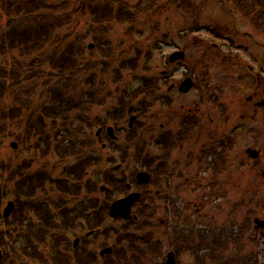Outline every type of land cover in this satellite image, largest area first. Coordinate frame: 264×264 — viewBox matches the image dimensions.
Instances as JSON below:
<instances>
[{"label": "rangeland", "instance_id": "1", "mask_svg": "<svg viewBox=\"0 0 264 264\" xmlns=\"http://www.w3.org/2000/svg\"><path fill=\"white\" fill-rule=\"evenodd\" d=\"M86 1L89 0H48L45 5L47 10L59 17L65 16L60 27L53 26L55 18L50 19L49 24L52 25L50 46L47 45L46 49H40L37 53H35L36 48L31 53L26 48L20 47L9 55L12 58H19L25 65L32 62L33 56L35 59L40 56L38 62L41 63L36 62V66L38 65L36 73L40 69L44 73H42L44 82L49 81V84L47 87H39L36 97L32 94L31 98L25 97L23 100H18L15 96L11 97L12 92L9 90V93L8 88H5V86H15V84L10 85L12 82L10 79L0 84V162L10 158L11 165L21 167V164H25L22 162L25 157L28 162L25 164L28 174L32 177L41 174V181L38 180L36 187L35 184L30 185L28 181L24 190L20 178L13 177V172L10 173L11 180L6 181L4 191L2 183L5 182L0 181V189L3 191L0 197V250L3 259L0 260V264H18L22 260L38 264L35 258L36 252L40 254L45 252L47 255L45 257H48L46 249H49L50 253L52 251L61 253L62 250L67 255V264H105L103 259L106 260L108 257L103 259L100 257V250L104 245L112 247L114 252L121 249L120 256H123L126 262L133 259L135 250L140 264L143 260H146V264H160L158 262L165 259L170 251L176 253L177 264H226L237 251V255L241 253L237 257L239 259L242 258V254L248 256V264H264V236L261 235L264 230L260 225H256L258 226L256 230L254 224L256 219L264 221L262 175L264 172V13H261L264 5L251 8L250 15L245 12L243 17L244 13L243 16L237 15L231 8L226 10L221 7L220 2L223 0H168L167 2L156 0L155 4L158 8H165L177 2V5L181 3L178 8L181 10L177 11L175 5L172 11L165 15L150 17L142 15L140 18L145 23L137 28L132 26L137 25L136 23L128 25L127 21H123L122 18L117 19L114 15L109 18L110 22L99 21L100 15L97 17L89 14L72 16L68 22L69 12L73 13L75 8ZM118 1L96 0V4L99 8L106 6L116 9ZM121 1L124 7L138 2V0ZM183 2L192 4L193 8L183 9ZM194 4L200 7V9L197 7L199 9L197 22L189 14L193 13ZM37 8L38 12L44 9L42 5ZM145 12L151 13L150 10ZM250 22L255 24L251 25ZM32 26L36 25L31 23L29 27ZM151 29L154 30L152 35L149 33ZM192 29L197 30L192 32ZM217 32H220V35ZM125 37L128 40H125ZM148 38L150 40H146ZM135 41L139 45H135L131 51L127 50L128 45ZM65 51L69 52L68 56L70 55L71 59L73 56L80 60L84 67L90 65L88 71L82 72L78 79H72L66 86L59 76H54L57 73L64 74L60 71V66L58 68L56 66L59 57ZM124 51L126 53L117 58V55ZM175 51L185 53L186 65L176 66L169 62L170 55ZM108 54L116 57L117 60H113L112 67H109L112 71L109 74L104 73L105 67H102V64L108 60L105 57ZM6 57L7 53L2 51L0 66L1 61L6 60ZM132 58L141 62L138 66L140 72L126 66ZM148 58L150 62L144 64ZM96 64L99 65L95 66ZM141 75L152 77L156 82L152 91L157 92L148 96L153 100L155 107L149 108L150 112L146 113L145 104V112L137 115L135 130L130 131L128 124L131 113H126L125 110H134L138 107V103L144 104L146 98L144 94L137 98L131 96L135 93L133 90L141 86L138 85L137 79ZM187 77L193 78L195 88L191 92L180 93V84ZM31 83L35 85L34 80ZM31 83L26 82L25 85L33 87ZM47 88L57 90V96L47 92ZM162 94H165V99L161 97ZM257 94L260 96L256 97ZM248 97L252 101H246ZM218 99L219 104H215ZM259 102L262 106L255 107ZM69 104L77 107L71 115ZM220 105L225 109L223 114L220 113L221 108L218 107ZM121 107L124 111L120 110ZM44 109L46 113H43ZM195 110L201 112L203 122L210 123L212 128H209L217 134L210 140H208L209 134L201 136L195 139V142L186 143L188 144L186 148L181 146L178 152L169 153L168 165L170 171L173 170V176L171 174L168 176L169 171L165 170L168 167L162 163L165 155L160 148L166 143L169 144V139L176 137L174 141H178L183 132L186 133V129L179 127L177 122L179 118L187 115L188 111L195 112ZM11 111H14V115L23 118L21 122L24 125L31 127L33 136L29 140H23L25 136L23 131L15 126H13L15 128L10 127L16 122L11 123L8 120L10 127L8 131L6 116ZM167 111L171 114H167ZM152 112L159 113L158 118H153ZM43 114H47L46 135H43L46 142L39 144L41 124L45 117ZM51 115L53 116L50 117ZM225 117L228 125L223 127ZM164 119H168L166 123H169L167 124L169 126L163 125L164 127L161 128L165 123ZM75 120L83 121L75 122ZM69 121L74 124L73 129L80 137L69 136L67 131ZM82 122L88 123V128ZM109 128H112L115 137L113 139L108 133L106 134ZM155 128L154 133L152 130ZM195 130L193 127V131L190 132L194 138ZM170 131L173 132V137L168 134ZM160 133L167 136L165 135L163 139L159 138ZM229 136L232 139L229 143L232 145L227 151ZM81 139L84 143L78 150L80 149L79 152L84 155L74 150L76 146L74 143L79 144L78 140ZM12 143H18L19 149H12ZM62 143L68 146L70 144L74 148L61 147ZM208 144L211 147H207ZM58 149L62 152H58ZM183 150L198 155L201 153L208 155L193 157L189 152L181 153ZM253 150L260 152L259 160H253L252 156H249L250 151ZM30 158L33 163L29 161ZM149 158L152 159L147 167L144 169L140 167L138 161L140 163L143 161L142 164L146 165V160ZM38 166L40 168H37ZM200 167L202 171L197 178L193 172ZM141 170L152 174V182L143 187L133 186L143 198L133 206L131 217L126 220L121 217L110 219V207L125 194L127 184L132 182L136 184L134 180L136 173ZM52 176L64 182L67 179L69 181L68 198L66 194H61V205L60 207L55 205L54 209L49 201L56 202L58 193L54 196L53 193L58 186L56 181H52ZM116 176L124 177L123 185L115 184ZM34 178L38 179L36 176ZM195 179L197 181L193 183ZM108 182L113 183L114 186L109 185ZM102 186L113 190L109 195L106 192L102 193L100 190ZM12 190H19L17 191L19 194L24 191V197L21 198L24 206L22 209L19 208L12 218L5 219L1 208H4L8 201L19 198L16 194L12 195L14 193L11 192ZM253 196L256 199H252ZM37 197L41 198L43 206L33 210V207L25 204ZM67 202L69 209H72L69 210L71 211L69 215L76 218V221L71 219L67 223L60 213ZM82 203L86 208L93 203L97 204L95 209L85 215L89 219L95 218L93 223L107 222L103 224L104 232L108 230V222L113 221L119 225L122 238L124 235L128 237L130 233L135 236L127 240L123 239L121 242L113 239L99 241L98 237L92 236L93 238L83 241L84 252L72 251L70 248L72 241L76 237L81 239L84 231L91 230L85 229L87 223L81 228L82 223L77 220L75 211ZM41 208H48L53 213L52 216L49 215L48 226L55 225V228H51L54 239L46 234L53 247L52 244L49 248L43 247L42 242H47L46 237L43 236L45 241L40 242L38 240L41 236L39 239L34 235L40 228V217L35 213ZM101 208L104 210L102 211ZM55 213L61 220L52 219ZM29 223H32L31 229L27 228ZM192 225L197 226L200 241H197L194 248L184 245L179 252L172 244V240L188 233L186 226ZM58 231L61 236L55 239L57 237L55 233ZM131 239L136 242L132 244ZM239 240L241 251L234 245V242ZM204 242L214 245L215 250L208 245L203 246ZM31 243L33 246L29 247ZM80 254H85L84 259L87 257L90 259L81 261Z\"/></svg>", "mask_w": 264, "mask_h": 264}, {"label": "trees", "instance_id": "2", "mask_svg": "<svg viewBox=\"0 0 264 264\" xmlns=\"http://www.w3.org/2000/svg\"><path fill=\"white\" fill-rule=\"evenodd\" d=\"M145 1H148V2L146 3ZM155 1L156 0H138V2L136 4L124 7L123 2L121 0H119L116 3V9L118 7V9H117L118 11L116 12L115 11L116 9H112L111 7L105 6L104 8H102V7L99 8L96 4L97 3L96 0H89V1L82 3V5H80V7L75 8L73 13L69 12V14H68L69 18L67 20L69 22V20L71 19L72 16H79L80 17V15H82V14H85V15L89 14V15H94L97 17H99V15H100V19L98 18L99 21L103 20V21L110 22L109 18L114 15V16H117V19L122 18L123 21H127L128 25H132V24L136 23L137 25H132V26L137 28V27H139L145 23L140 18L142 15L149 16V17L154 16V15H156V16L165 15V14H168L170 11H172V9L175 7V5H177V2H174V3L169 4L168 6H165V8H158V6L155 4ZM167 1L168 0H162V2H167ZM47 2H48V0H0V53H2V51L7 53V57H6L7 59L1 61L0 84L2 82L5 83L7 81V79H10L12 81L10 85L15 84V86H10V87L5 86V88H8V90H7L8 92H9V90L12 92V93L9 92L11 94V97L15 96L18 100H23V98H25V97L26 98H31L32 96L36 97L38 88L43 87V86L47 87L49 84V81L44 82V80H43L44 77L42 76L44 73L40 69L36 73V71L38 69V65L36 66V64L41 63V61L38 62L40 56L38 57V59H35V57L33 56L32 62H30L27 65H25L23 61L19 60V58L17 59V58L9 57V55L12 52L18 50L20 47L26 48L31 53H32L33 49L36 48L35 53H37L38 50H40V49H46V46L51 43L50 36H51V32H52V25L49 24L50 19L55 18L56 21L53 24V26L54 27L55 26L60 27L61 24L63 23V20L65 19V16L62 15L59 17V16L53 14L52 12H50L49 10H47V7L45 6ZM261 2L263 4H261ZM220 3H222V5H224V7L229 6V4L233 8L236 6L237 7L239 6L240 8H242L244 13L246 12L247 15H250L251 8H254L257 5H264V0H223ZM40 5H42V7L44 9L40 10L38 12L37 7H39ZM112 5H113V3H112ZM180 5H181V3L177 5V7H176L177 11L181 10V9H178ZM156 7L158 9H156ZM197 7H198V5L194 4L193 13H191V12L189 13L190 17L192 16L195 18V22L199 18ZM182 8L188 10L190 8H193V6H192V4H188L186 2L185 3L183 2ZM146 10H150L151 13L145 12ZM114 11L116 14H114ZM31 23H32V25H36V26L35 27L34 26L29 27V25ZM133 27L131 28V30H133ZM196 30L197 29H192L191 31L194 32ZM149 33H150V35H152L154 33V30L151 29L149 31ZM217 34L220 35V32H217ZM138 35L140 36L141 33ZM57 39L60 40L59 38H57ZM146 40H150V38H148ZM132 44L128 45L127 50L131 51L133 49V47H135V45H137L138 43H137V41H135V43H132ZM125 51L121 54H118L117 58H120V56H122V54H125L126 53ZM68 54H69L68 51L62 52V56L59 57V61H58V64L56 66V68H58L60 66V69H61L60 71H63L64 74L66 71L67 74H65V76H64V74H59V73L54 74V76H59V78L61 80H63L65 86L72 79H78V77L81 75V73L84 71H88V69L90 67V65H87L84 67L83 64L80 63L81 62L80 60L78 61V59L74 58L73 56L71 59L70 55L68 56ZM105 57H107L108 60H107V62L102 64V67H105L104 73L109 74L112 71V69L109 67H112L113 60L114 59L116 60V57H111L109 54L106 55ZM82 58H83V56H82ZM149 62H150V58L146 59L144 64H148ZM227 64H228V62H227ZM97 65H99V64H96L95 66H97ZM140 65H141V62L139 61V59H134V58L132 59V61H128L126 64V66H128V68H130L131 70H135L136 72H140V70H139L140 67L138 68V66H140ZM143 70H146V69H143ZM137 79L139 80L138 85H141V86H139L138 88L133 90V91H135V93L132 95V97L137 98L143 94L146 96L144 104H142L143 111L140 113V114H142L145 112L144 111L145 110L144 105L145 104L147 105L148 96L154 95V93L157 92V91H152L154 89V87L156 86V82H155L154 78H152V77L148 78V77H146V75L138 76ZM33 80H34L35 85H33V83H31V81H33ZM26 82L31 83V85H33V87H28V85H25ZM11 87L13 88L12 90L10 89ZM13 90L15 93L14 95H13ZM47 92H49L50 94H53L54 96H57V90H50L49 88H47ZM23 104L28 106L26 103H23ZM122 104H124V103H122ZM73 106H74L73 104H69V112H71V113L77 108V107H73ZM120 110L124 111L123 107H121ZM125 111H126V113L127 112L132 113L131 110L130 111L125 110ZM46 112H47L46 109H44L43 113H46ZM11 113H14V111H12ZM57 116H59V115L57 114ZM116 116H120V115L116 114ZM69 117H70V115H69ZM10 118L12 120H15L18 117H15L14 114H11ZM45 127H46L45 123L43 124V122H42L41 132L39 134V137H40L39 144H42V142L43 143L46 142V140L44 139L45 137L43 136L44 134L46 135ZM73 127H74V124L69 121V130H67L69 133V136L72 135V136L80 137L77 133H75ZM32 135L33 134L31 133V128H28L26 131L25 139L29 140L32 137ZM48 137L50 138L49 135H48ZM78 141H79V144L74 143L76 145L75 148H74V146H72L70 144L68 146V145L63 144V143H62L61 147L66 146L64 148H67V147H69V149L74 148V150L76 151V150H78L79 147L81 148L82 144L84 143L83 139L78 140ZM72 144H73V142H72ZM57 151L60 153L62 152L61 149H58ZM79 151H80V149L77 152H79ZM79 153H82V152H79ZM81 155H84V153H82ZM71 176H73V174H71ZM108 184L114 186L113 183L108 182ZM65 185H66V182H59L58 183V189L64 190ZM67 190L69 192V188H67ZM254 198H255V196H254ZM234 245L237 247V249L239 251L242 250L240 240L235 241ZM237 252L234 253V255H232V258L226 264H244V263L248 264L249 263L247 260L248 256L246 257L244 254H242V258L239 259L237 257H239V255L241 253L239 255H237ZM243 258H244V260H243Z\"/></svg>", "mask_w": 264, "mask_h": 264}, {"label": "flooded vegetation", "instance_id": "3", "mask_svg": "<svg viewBox=\"0 0 264 264\" xmlns=\"http://www.w3.org/2000/svg\"><path fill=\"white\" fill-rule=\"evenodd\" d=\"M262 95V94H261ZM260 95L259 94H257L256 95V97H259ZM255 97V96H254ZM189 114H196V113H192V112H190ZM6 118H7V121L9 120V117H8V114H7V116H6ZM167 121H168V119H167ZM179 125H180V127H183V129L185 128L186 129V133L185 132H183V134L180 136V138L178 139V143L180 142L181 144H180V147L181 146H183V147H185L186 148V146L188 145V144H186V143H192V142H195L196 140H197V138H199V137H201V136H204V135H207V134H209V139L208 140H210V139H213V138H215V136H216V134H217V132H213V129H211L212 127L210 126V123H207V124H205L204 122H203V119H202V117H201V115L198 113V114H196L195 115V119H192L191 117H185L184 118V116L183 117H181V118H179ZM167 124H169V123H167ZM6 125H8V124H6ZM226 125H228V122H226L224 125H223V127H225ZM167 126H169V125H167ZM164 126H163V124L161 125V128H163ZM193 127H195V134H196V137L194 138V135L192 134V133H190L191 131H193ZM209 127H211V128H209ZM185 131V130H184ZM194 138V139H193ZM196 139V140H195ZM227 141H228V143L229 142H232V139H231V136H229V138L227 139ZM228 143H227V145H228ZM226 145V146H227ZM231 145H232V143L230 144L229 143V145H228V148H227V151H229V149L231 148ZM206 146V145H205ZM180 147H179V149H180ZM207 147H211L210 146V144H208L207 145ZM19 149V147L17 148V150ZM179 151V150H178ZM189 153H191V151H188ZM188 152H186L185 150H183L181 153H188ZM163 153H164V155L165 156H168V154L170 153V151H169V149H165V150H163ZM208 155V153H201V154H199V155ZM191 155L193 156V157H195V156H199L198 154H195V153H191ZM210 155H213V154H210ZM9 159L10 158H6V159H4V160H2L1 162H0V181H2V182H5V183H2L3 184V191L6 189V181H10V178H11V176H10V173H14V176L13 177H17V178H20V181H21V185L24 187V186H26L27 185V183H28V181L30 182V185L31 184H35V187H36V184L38 183V180L39 181H41V178H40V176H41V174H35V175H33V177L32 176H30L29 174H28V172H27V165H25L26 163H28V162H26L27 161V159L25 160V157H24V159H22V162L23 163H25V164H21V167L20 166H17V167H14L13 165H11L10 163V161H9ZM195 159V158H194ZM29 161L31 162V163H33V161H31V158L29 159ZM25 166V167H24ZM15 169V171H12V169ZM37 168H40V166H38ZM30 171V170H29ZM201 171H202V167H200V168H198L197 169V171H194L193 172V175L195 176L196 175V177L198 178L199 176H200V173H201ZM173 170H171V171H169V173H168V176L171 174L172 176H173ZM34 176H36L38 179H35L34 178ZM172 176H170V177H172ZM180 177V176H179ZM40 178V179H39ZM196 180V179H195ZM195 180H193V183L195 182ZM44 181H46V180H44ZM30 185H28L27 186V188H29V186ZM40 188V187H39ZM132 189H133V187H132ZM132 189L127 193V195H125V196H123V198H125V197H127L131 192H133L132 191ZM1 190V189H0ZM3 191L1 190L0 191V197H2V193H3ZM14 190H12L11 192H13ZM8 192V191H7ZM16 192V191H15ZM14 192V193H15ZM135 192V191H134ZM159 193V192H158ZM160 194V193H159ZM143 198V197H142ZM0 204H1V200H0ZM3 208H1V212L3 211L2 210ZM71 209V208H70ZM82 208L81 207H79L77 210H81ZM71 211H72V209H71ZM38 213V214H37ZM37 213H35V215L37 216V215H39V217H40V228L38 229V230H41V229H44V230H49V229H51L52 227H54V225H50V226H48V222H49V215L50 216H52V212L50 211V209H48V208H41ZM60 213H61V215H63V218H64V216H67V218H66V222L68 223L69 222V208L67 207V210H64V209H61L60 210ZM22 216H23V219L25 220V216H24V214H22ZM13 217V216H12ZM57 218H59L60 219V217L55 213L54 214V216L52 217V219H54V221H55V219L57 220ZM8 219H10V218H8ZM61 220V219H60ZM26 221V220H25ZM1 222V221H0ZM5 224H6V222H5ZM30 224H32V223H29L28 225H27V228H29V229H31L30 228ZM36 224V223H35ZM34 224V225H35ZM24 226V225H23ZM36 226V225H35ZM78 226V225H77ZM25 227V226H24ZM79 227V226H78ZM81 227V226H80ZM82 228V227H81ZM24 230V229H23ZM75 240H78V242H80L81 241V239L80 238H78V237H76V239ZM136 241H134L133 243H135ZM134 253V252H133ZM120 260V262H122V259L123 258H119ZM140 259V258H139ZM2 260V259H1ZM167 261H168V256H166V258L165 259H163L162 261H160V262H158V263H160V264H167ZM143 263H147L146 262V260H143L142 261V264ZM130 264H140V262L137 260V258H135L134 259V257H133V259L132 260H130ZM150 264V263H149ZM157 264V263H156Z\"/></svg>", "mask_w": 264, "mask_h": 264}, {"label": "water", "instance_id": "4", "mask_svg": "<svg viewBox=\"0 0 264 264\" xmlns=\"http://www.w3.org/2000/svg\"><path fill=\"white\" fill-rule=\"evenodd\" d=\"M185 57L184 53H175L171 56V62H175L178 60H183ZM193 82L191 79H187L181 86L180 91L181 92H188L192 89L193 87ZM109 133L113 136V131L112 129H109ZM250 154L252 157L257 158L258 157V153L255 151H250ZM139 179H142L141 181L143 183H149L150 182V177L147 174H140L139 175ZM139 195H131L129 196L127 199L121 200V201H117L114 203V205L112 206V211H111V216L112 217H117L118 215L123 216L124 218L128 217L131 214V206L132 204L139 199ZM13 204H10L8 206V208L6 209V215L9 216L11 214V212L13 211ZM257 223L260 224V226L263 227L264 223L263 222H259L257 221ZM168 264H175V258H174V254L170 253L169 254V261Z\"/></svg>", "mask_w": 264, "mask_h": 264}]
</instances>
